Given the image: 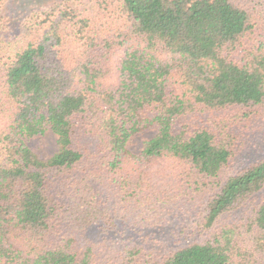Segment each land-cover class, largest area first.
I'll use <instances>...</instances> for the list:
<instances>
[{"label": "trees", "instance_id": "16d2710c", "mask_svg": "<svg viewBox=\"0 0 264 264\" xmlns=\"http://www.w3.org/2000/svg\"><path fill=\"white\" fill-rule=\"evenodd\" d=\"M36 19L42 35L0 70V264H264V202L245 230L222 223L264 189V159L223 182L237 134L175 130L194 113L264 115V0H62ZM49 130L42 159L27 142ZM201 194L208 236L107 245L119 221L142 228Z\"/></svg>", "mask_w": 264, "mask_h": 264}, {"label": "rangeland", "instance_id": "374dc122", "mask_svg": "<svg viewBox=\"0 0 264 264\" xmlns=\"http://www.w3.org/2000/svg\"><path fill=\"white\" fill-rule=\"evenodd\" d=\"M62 0H7L0 11V70L1 67L18 51L22 50L25 43L34 40L42 35L43 31L39 26L36 16L41 10H44ZM256 4H248V8H254ZM259 9V7H257ZM264 32V24H262ZM114 79L111 80L113 82ZM228 119V125L222 121ZM215 122L219 127H226L233 130L237 136L236 154L230 164L224 169L221 179L224 182L229 176L243 171L255 162L264 159V115L254 116L248 123H237L232 125V119L223 113L203 114L194 113L192 115L180 118L175 125V130L182 129L187 125L191 130L200 128H215ZM223 127V128H224ZM224 128V129H226ZM157 128L154 127L146 132L134 136L129 149L134 154L142 153L145 142L155 137ZM27 146L42 159L51 158L57 151V137L49 130L44 136L35 137L27 142ZM208 195H198L192 201H185L183 210L166 208L151 219L150 225L145 227H136L131 221L132 218L120 222L122 229L117 233L118 236L111 237L107 245L121 247L125 244H141L146 249L165 251L176 249L188 245L193 241H198L202 236L197 227L202 204L205 203ZM264 202V189L255 195L248 203L240 206L235 211L225 215L222 223L233 224L242 227L245 230L251 222V218L256 213L258 206ZM116 201L109 204L112 209L115 208ZM179 212V213H178ZM154 220V221H153ZM129 228V229H128ZM188 231V237H182L179 233L182 229ZM121 230L130 231V234H122ZM192 230V231H191ZM198 230V231H197ZM192 232H196L191 235ZM78 240L77 250L82 254L83 237L80 233L73 231ZM93 233V232H92Z\"/></svg>", "mask_w": 264, "mask_h": 264}]
</instances>
